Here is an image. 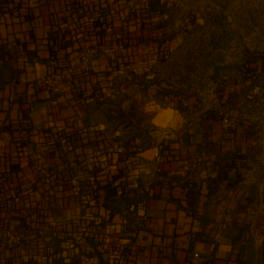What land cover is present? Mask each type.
Instances as JSON below:
<instances>
[{
	"label": "crops",
	"instance_id": "obj_1",
	"mask_svg": "<svg viewBox=\"0 0 264 264\" xmlns=\"http://www.w3.org/2000/svg\"><path fill=\"white\" fill-rule=\"evenodd\" d=\"M221 12L218 0H0V264H263L264 55L246 76L218 70ZM195 38L212 66L197 83L182 65ZM81 45L92 60L75 92L36 84ZM122 192L138 203L110 214ZM24 230L29 243L6 245Z\"/></svg>",
	"mask_w": 264,
	"mask_h": 264
},
{
	"label": "rangeland",
	"instance_id": "obj_2",
	"mask_svg": "<svg viewBox=\"0 0 264 264\" xmlns=\"http://www.w3.org/2000/svg\"><path fill=\"white\" fill-rule=\"evenodd\" d=\"M219 3L223 8L221 13L229 10L230 15L222 18L224 28L221 31L218 29V52L221 53L218 54V65L223 66V71L236 70L242 64L240 59L246 49L262 53V56L264 54V0H218ZM197 41L193 39L191 47L187 46L182 52V65H185L192 82L196 81L204 68L208 71L212 67L208 62H201L205 54L202 52L204 46L198 45Z\"/></svg>",
	"mask_w": 264,
	"mask_h": 264
},
{
	"label": "built area",
	"instance_id": "obj_3",
	"mask_svg": "<svg viewBox=\"0 0 264 264\" xmlns=\"http://www.w3.org/2000/svg\"><path fill=\"white\" fill-rule=\"evenodd\" d=\"M264 55V54H263ZM92 60V51L87 47L74 49L67 53L65 66L61 70L51 71L36 80L39 87H43L52 95H61L68 92H75L77 87L75 79L80 70L89 66ZM263 75H264V71ZM264 91V88H263ZM257 106L259 119L264 122V94L262 105ZM222 126L225 129L233 128L238 122V117L228 112H224L221 117ZM24 124L23 121H21ZM27 162L33 168L41 184L49 185L58 179L59 174L51 168L48 158L42 153L38 146L26 144L23 149ZM7 175L3 174L1 179L4 180ZM16 196L14 200H18ZM254 233L260 239H264V204L261 203L252 223ZM30 236L27 230L8 231L5 237V243L8 247L18 248L24 243H29Z\"/></svg>",
	"mask_w": 264,
	"mask_h": 264
},
{
	"label": "trees",
	"instance_id": "obj_4",
	"mask_svg": "<svg viewBox=\"0 0 264 264\" xmlns=\"http://www.w3.org/2000/svg\"><path fill=\"white\" fill-rule=\"evenodd\" d=\"M142 12H145V11H142ZM222 18H225V14L218 13V22H221ZM222 29H220L219 31H221ZM150 30H151V28H150ZM95 32L96 33H101L103 31L100 28L98 30H95ZM168 38H169L168 36L164 35L162 38L158 39L157 59L160 62L161 61H166L168 59V57H169V48H168V40L169 39ZM219 45H222V44L219 43ZM84 46L85 45H81V46H79L77 48H73L71 50L81 49ZM257 58H262V53H259V52L258 53L257 52H250L249 50L246 49V52L242 56V59H241L242 60L241 61L242 64L239 65L237 67V69H236L237 72L238 73H241L244 76H246L245 75L246 73L251 72L252 69H254L253 66H252V64L255 62V60ZM55 62L57 63V61H55ZM64 63H63V66L62 67L65 66ZM59 67H61V64H60ZM222 69H223V66L218 65V70H222ZM137 201L138 200H136V199L129 198V196L127 195V193L122 192V193H120L117 196L109 197L108 201H106V203L105 202L103 203L104 204L103 206L106 207V209L109 211L110 214H113V213H117V212L121 211L124 208L127 209V210H129V208H130L131 205H133V204L135 205V204L138 203ZM90 243L97 249V251H99L98 246L101 244L100 242L91 240ZM113 264H117V263H113Z\"/></svg>",
	"mask_w": 264,
	"mask_h": 264
},
{
	"label": "water",
	"instance_id": "obj_5",
	"mask_svg": "<svg viewBox=\"0 0 264 264\" xmlns=\"http://www.w3.org/2000/svg\"><path fill=\"white\" fill-rule=\"evenodd\" d=\"M263 71H264V66H263ZM262 197H263L262 203L264 204V193L262 194ZM261 253H262L263 264H264V239H263V242H262V251H261Z\"/></svg>",
	"mask_w": 264,
	"mask_h": 264
},
{
	"label": "clouds",
	"instance_id": "obj_6",
	"mask_svg": "<svg viewBox=\"0 0 264 264\" xmlns=\"http://www.w3.org/2000/svg\"><path fill=\"white\" fill-rule=\"evenodd\" d=\"M174 111V110H173Z\"/></svg>",
	"mask_w": 264,
	"mask_h": 264
}]
</instances>
